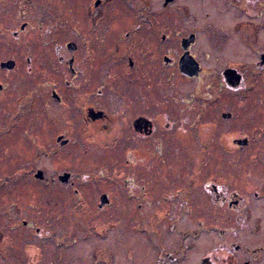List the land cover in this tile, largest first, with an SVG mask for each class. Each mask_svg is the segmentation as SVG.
<instances>
[{"label":"flooded vegetation","instance_id":"flooded-vegetation-1","mask_svg":"<svg viewBox=\"0 0 264 264\" xmlns=\"http://www.w3.org/2000/svg\"><path fill=\"white\" fill-rule=\"evenodd\" d=\"M62 1L65 2V0ZM69 1L66 0L65 3H69ZM196 1L200 6V11L208 8L209 13L205 12V14L211 16L212 21L208 23L207 28L205 30L199 27L187 29L184 24L187 13L182 3L179 0H163V11L172 13L171 18L175 19L174 22H180V31L185 32V36L188 34L187 37L181 39L180 50L176 46H168L170 43L169 36L163 34L160 37L164 48L160 53L162 55L161 61L154 62L149 67L148 77L143 76V71H145L141 61L143 52L141 49H135L132 56L128 58L127 65L122 63L129 74H120L115 87L108 89L106 73L108 69L98 57V39L106 29L103 24L109 17L104 13L107 0L94 1L95 14H91L90 9L85 11L88 22L80 25L83 28L70 26L63 30L62 33L69 31L70 35L69 39L63 41L62 44L57 43L59 40L55 36L59 31L60 17L59 13L55 11L57 7H55L54 0H0V118L2 119L0 120V152L3 151L6 157L8 155L20 157L26 154V144L32 145V142L37 140L35 144L38 146L35 147L34 158L25 159L28 165L30 161L38 160L41 156L57 162L55 158L58 157L59 151L65 148H73L77 143L76 139L83 147L78 148L75 155L84 154L90 147V143H84L82 139L86 138L84 134H89L93 128L99 136H104L110 140V145H113L107 146L105 149L114 148L118 150L121 158L132 167L130 170L132 173L124 178L122 185L126 190L132 191V196L137 192H141L145 196L135 198L134 201L138 202L139 199H143L145 202H157L162 210H177L176 215L172 217L170 215L173 212L169 210H163L160 217H156L153 212L150 216L154 221L161 220L164 223L169 221L166 220L169 218L173 223H180L187 216H191L190 221L194 219V222L198 224L203 222L218 223L219 217L216 215L211 220H207V214L197 217L195 213L196 210L198 211L197 204L204 202L206 208L226 207L231 209L244 202V197L239 196L231 189L232 172H187L186 169V161L193 160L191 151L195 149L193 148L195 135L198 136L200 142V146L196 147V152L206 157L207 164L210 165L217 157L209 153L203 154L202 145L214 144L213 140L218 132L219 124L214 119L216 118L214 113L217 112L215 111V101H218L216 97L212 98L211 95V99L208 100L210 104H207L206 108L202 105H189V100H202L199 96L201 83L192 91L189 100L177 95L167 97L166 93L161 94L165 82H168L164 74L168 68L172 67L176 72L175 75L181 78L183 84L200 82L207 71L196 57L197 53L194 48L199 41L197 49H202L200 40L204 37L214 38L216 49L209 53L203 50L202 52L209 56L212 61L226 60L227 66L222 72L223 81L232 89L238 87L241 83V75L236 71L238 68H228V66L229 63L237 65L243 62H235V50L230 52L234 47L225 48L226 40L228 43V41L233 42L234 39H237L235 45L241 47L242 44L243 48L255 49V46L260 42L264 28V0H260L255 6L251 5L250 0H216V2L210 0L211 2L208 1L207 4L203 0ZM256 1L253 0L252 2L255 3ZM142 4L149 8L148 3ZM228 6L237 10H231L232 18L226 16L229 11ZM28 8L32 10L31 19L34 24L31 30L38 31L41 38L36 45L38 57L34 61L27 56L26 50L27 43H29L26 40ZM218 17H221L224 23H218L220 21ZM51 21H54L55 24L49 25ZM149 21L151 22V19ZM251 22L259 25L255 32L257 44L254 45L248 43V31L246 29V25ZM152 23L154 22L147 26L149 34L155 32L151 29L154 27ZM240 25L244 26L242 30L238 29ZM134 27L133 33L137 39L138 33L144 34V26L134 24ZM88 28L94 32L89 36L85 32ZM224 31L227 36L224 35ZM43 32L46 35H51L50 40L42 39ZM8 36L11 42L8 41ZM186 40L189 41L185 43ZM219 40L223 42V45L218 44ZM148 44H150L148 48L152 49V43L149 42ZM165 44L167 45L165 46ZM115 45H117L116 51H119V45L117 43ZM137 46H139L138 43L132 48H138ZM159 47L157 49L159 48L160 51L162 46ZM3 48L6 51H3ZM239 50L241 51V49ZM49 52H53V59H44ZM151 53H154L153 49ZM257 55L255 65L260 66L264 71V49L257 52ZM184 56H189L197 65V75L187 76L181 72L180 60ZM229 58L234 60L231 61ZM55 65L61 66L59 69L61 72L55 73L56 68H59ZM261 68L257 69L260 70ZM209 73L211 79L218 76L217 70L214 68ZM45 75L48 80L45 79ZM236 77H239L238 81H236ZM28 79L35 81V90L29 96L27 94ZM51 80L55 85L45 83V81ZM262 80L264 81V75ZM194 109L203 111V114L200 116L198 111ZM187 112H189V116L192 115L190 119L188 118L189 120H186ZM227 115L228 117H226ZM33 118L37 125L34 126L33 123H29L31 128L39 129L40 132L45 130L51 134V137L34 139L32 138L34 136H28L27 122ZM200 118H204V120ZM231 118L230 112L221 113V122L228 124ZM206 128L210 129V137H204V141L201 142L199 135ZM76 129L81 130L80 133ZM228 130L223 132V137L233 150L236 145L238 146L240 140ZM90 138L95 139V137L88 136L87 140ZM44 140L50 142L51 146L44 148L42 145ZM144 141L146 145L142 143ZM95 145L98 144L95 142ZM230 153L232 151L227 152V154ZM156 159L162 162L158 167H155ZM21 161L19 160V162ZM216 164L219 163L215 161L214 165ZM28 165L26 168L22 165V168L14 169L8 166L5 172L23 173L29 171L30 175L43 183L37 186L36 191L42 192L40 188H50L48 190L50 197L46 196L45 200L34 203V210L28 212L26 219H21L19 223H8L4 227L0 234V241L2 239L7 240V244L5 245L6 248L0 251V254L3 252L0 261L3 264H57L58 260L55 256L59 254L58 224L54 220V215H57L60 202L57 200L56 187L54 185L49 186V184L57 180L60 185L71 189L75 194H79L83 184H79L78 174L70 170L56 169L54 171L57 173L50 178L49 176L45 177L47 170L42 167L31 164L28 168ZM135 168L139 170V173L133 174L136 172L134 171ZM39 172L42 173L40 179L36 178ZM142 172H146V174ZM24 174V178L28 177L26 173ZM65 174L68 175L67 181L61 182L60 177ZM21 177L20 174L17 175V178L3 177L5 186L2 189L6 190L5 196H0V199L5 205L6 212L0 211L3 215L0 220L2 218L7 221L12 220L11 215H13L17 204L16 201H18L16 199L27 198L26 190L22 184H18L22 180ZM102 196H106V202L100 206ZM132 196H130L131 199ZM101 197L99 204H97V211H103L112 204L111 198L107 195L103 194ZM63 203L66 204V202ZM65 221L69 231L65 234L67 241H71L70 238L74 241L75 237H78V229H72L75 225L68 216ZM173 225L175 226V224ZM17 227L21 230L18 232V239L15 237ZM11 230H13L12 233H10ZM191 234H196V231H192ZM10 240H18L21 243L19 254H17V250L15 252L12 250L15 246ZM235 249L239 250V247ZM24 251L26 254L30 251V254L24 255ZM112 255V251L107 250L101 259L102 264H111L109 258ZM126 255H131V250L126 252ZM120 258L124 259L122 254H120ZM206 262L207 259L203 261V264Z\"/></svg>","mask_w":264,"mask_h":264},{"label":"rangeland","instance_id":"rangeland-1","mask_svg":"<svg viewBox=\"0 0 264 264\" xmlns=\"http://www.w3.org/2000/svg\"><path fill=\"white\" fill-rule=\"evenodd\" d=\"M54 1L55 7H57L55 11L59 13L60 17L59 31L55 36L59 40L57 43L62 44L63 41L69 39L70 35L69 31H67L68 33H62L63 30L70 26L83 28L80 25L86 24V21L88 22L85 15L87 9H90L91 14L96 13V9L93 8L95 0H70L69 3H65L66 0L65 2L62 0ZM203 1L205 4L208 1L211 2L210 0ZM252 1L250 0L251 5L255 6L260 0L255 3ZM144 2L149 4V8L143 6L142 3ZM179 2L182 3L187 13L184 19L187 29L199 27L205 30L208 23L212 21L211 16L205 14V12L209 13L208 8L200 11V6L196 0H179ZM162 3L163 0H107L104 13L109 17L103 24V26H106L107 32L105 29L100 39H98V57H100L102 64H106L108 69V72L106 71L108 89L115 87L120 74H129L122 63L124 62L125 66L127 65V60L132 56L135 49H141L143 52L141 60L145 69L143 76L148 77L149 67L154 62L161 61L162 55L160 53L164 48L160 37L163 34L169 36L170 43L168 46H176L180 50V41L188 34L185 36V32L180 31V22H174L175 19L171 18L172 13L163 11ZM227 9L229 11L226 16L232 18L231 10H237L231 8V6H228ZM31 13L32 10L28 8L26 40L29 43H27L26 50L27 56L34 61L38 57L36 45L41 38L38 31L31 30L34 26ZM218 18L220 19L218 23H224L221 17ZM150 19L151 22H154L152 23L154 27H151L152 31H155L153 34L147 32V26L151 24ZM54 24V21L49 23V25ZM134 24L144 26V34L138 33L137 39L133 33ZM258 27L259 25H256L255 22L246 25L250 45L257 44L255 32ZM243 28L242 25L238 27L241 30ZM167 31L168 33H166ZM262 31L260 42L255 46V49L243 48L242 44L241 47L235 45L237 39H234L233 42L228 41V43L226 40L227 45L225 48L234 47L230 52L235 50V62H243L237 65L229 63L228 68H238L236 71L241 75V83L234 89L225 85L223 81L222 72L227 66L226 60L212 61L209 56L204 55L202 52L203 50L209 53L216 49L214 38L204 37L200 40L202 49H197L199 41L194 48L197 53L196 57L202 62L203 68L207 71L200 82L183 84L181 78L175 75L176 72L172 67L168 68L164 74L168 82H165L161 94L166 93L167 97L177 95L189 100L192 91L201 83L199 96L202 100H189V105H202L206 108V105L210 104L208 100L211 99V95L212 98L216 97L218 101H215V111L217 112L214 113L216 116L214 119L219 123L218 132L214 136V144L202 145V153L217 156L215 161L219 164L214 165L215 161H212L208 165L206 157L196 152V147L200 144L197 135L193 137L195 140L193 145L195 149L191 151L193 160L186 161L187 172H232L231 189L239 196L244 197V202L231 209L226 207L206 208L204 202L197 204L198 211L195 212L197 217L207 214V220H211L216 215L219 217L218 223L203 222L198 224L194 222V219L190 221L191 216H187L180 223H173L169 218H166L169 221L164 223L161 220L154 221L150 216L153 212L156 217H160L163 210H169L173 212L170 215L172 217L176 215L177 210H162L157 202H145L143 199H139L138 202L134 201L135 198L145 196L141 192L134 193L132 196V191L126 190L122 185L124 178L132 173L130 172L132 167L121 158L118 150L114 148L111 150L105 149L107 146H113L110 145V140L104 136H99L95 132L96 130L91 128L89 134H84L86 138L82 139L84 143H90L87 151L84 154L75 155L77 149L83 147L76 139L77 143L73 148H65L59 151L58 157L55 158L57 162L41 156L38 160L30 161L28 165L25 159L34 158L33 155L36 154L35 147L38 146L35 144L37 140H34L32 145L26 144V154L20 157H14L13 155L6 157L3 151L0 152V189L5 186L4 176L17 178V175L20 174L22 180L18 184H22L24 190H26L25 194H27V198L16 199L18 201H16L17 204L13 215H11L12 220L7 221L4 218L0 220V234L8 223H19L21 219H26L28 212L34 210V203L45 200L46 196L50 197V192H48L50 188H40L42 192L36 191L37 186L43 183L30 175L29 171L23 173L5 172L8 166L14 169L22 168V165L26 168L28 165L29 168L32 164L47 170L45 177L49 176L50 178L55 176L56 169L70 170L78 174L79 184L84 185L80 187L79 194H75L71 189L60 185L57 180L49 184V186L54 185L56 187L57 200L60 202L57 215H54V220L58 224L59 254L55 256L58 260L57 264H102L101 259L105 256L107 250L109 252L111 250L113 253L112 257L109 258L111 264H203L206 259L208 263L204 264H244L245 262L248 264H264V81L262 80L264 71L260 66L255 65L258 58L257 52L264 49V28ZM85 32L88 36L94 33L89 28ZM224 35L227 36L225 31ZM50 38L51 35H46L45 32L42 33L43 40H50ZM8 41L11 42L9 36ZM149 42L152 43L154 53H151L152 49L148 48L150 46ZM116 43L119 45V51H116ZM136 43L139 44L138 48H132ZM218 44L223 45V42L219 40ZM159 46H162L160 51ZM157 47L159 48L157 49ZM2 50L6 51L4 48ZM53 57V52H49L44 59H53ZM230 59L231 61L234 60L233 58ZM55 67L59 66L55 65ZM60 67L56 68L55 73L61 72ZM212 68L217 70L218 75L214 79L210 78L209 73ZM257 68H261V71ZM45 79H47L46 75ZM45 83L55 85L52 80L45 81ZM27 84V94L29 96L35 90V81L28 79ZM215 91H217L216 95ZM194 110H197L200 116L203 114V111L199 109ZM222 112L232 114L231 121L228 124L221 122ZM188 113H186V120L192 117ZM0 120L2 119L0 118ZM201 120H204V118ZM201 120L200 122H202ZM206 120H208L207 117ZM29 123H33L34 126L37 125L34 118L28 120V136H34L32 137L34 139L51 137V134L45 130L40 132L39 129H32ZM226 129H229L228 132H231L233 136H237L240 141L246 140L247 144L242 147L236 145L231 150L228 141L223 137V132ZM76 131L80 133L81 130L76 129ZM210 133V129L206 128L199 135L201 142L204 141V137L209 138ZM88 136L95 137L96 140L94 138L87 140ZM43 142L44 148L51 146L50 142L45 140ZM95 142L98 145H95ZM142 143L146 145L145 141ZM227 150L232 151V153L227 154ZM9 158L11 160H8ZM19 160L22 161L19 162ZM161 163V160L156 159L155 167L160 166ZM134 171L136 172H133V174L139 173L136 168ZM24 173L28 177L24 178ZM142 173L146 174V172ZM5 190H0V196H5ZM103 194L111 198L112 204L103 211H97L99 198ZM130 196L133 198L131 199ZM63 202H66V204ZM68 203L69 205H67ZM4 207L5 205L0 199V211L4 212ZM1 216L3 215L0 213ZM67 216L74 222L75 227L72 229H78V237H75L74 241L71 238V241H67L68 239L65 236L66 232H69L68 224L65 221ZM168 225L171 226V229ZM20 231L17 227L16 239H18V232ZM192 231H196V234L192 235ZM12 232L13 230L10 231V233ZM48 232L50 234V228ZM10 242L15 246L12 250L14 252L17 250L16 252L19 254L21 243L18 240H10ZM6 244L7 240L2 239L0 241V251L6 248ZM236 247H239V250H236ZM129 250H131V255H126ZM2 254L3 252L0 254L1 258ZM27 254H30V251ZM27 254L24 251V255ZM120 254L124 259L120 258ZM224 259L226 260L224 261ZM0 264H3V262L0 261Z\"/></svg>","mask_w":264,"mask_h":264},{"label":"water","instance_id":"water-1","mask_svg":"<svg viewBox=\"0 0 264 264\" xmlns=\"http://www.w3.org/2000/svg\"><path fill=\"white\" fill-rule=\"evenodd\" d=\"M167 1H169V0H167ZM187 41H189V40H186L185 43H187ZM180 61H181L180 62V70H181V72L184 75H187V76H195V75H197L198 67H197V65L194 63V61L189 56L182 57ZM238 80H239V77H236V81H238ZM226 117H228V115ZM246 144H247L246 140L238 142V146H241V147L245 146ZM41 176H42V173L39 172L36 175V178L40 179ZM67 178H68V175L65 174L62 177H60V181L61 182H66ZM100 202H101L100 206L103 205L106 202V196H102L101 199H100ZM245 264H247V263H245Z\"/></svg>","mask_w":264,"mask_h":264}]
</instances>
